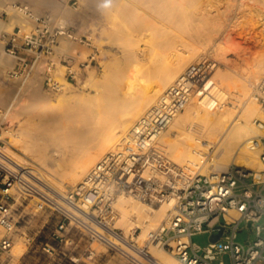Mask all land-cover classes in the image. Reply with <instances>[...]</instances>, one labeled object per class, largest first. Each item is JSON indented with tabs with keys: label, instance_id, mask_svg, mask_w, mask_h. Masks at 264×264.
<instances>
[{
	"label": "built area",
	"instance_id": "1",
	"mask_svg": "<svg viewBox=\"0 0 264 264\" xmlns=\"http://www.w3.org/2000/svg\"><path fill=\"white\" fill-rule=\"evenodd\" d=\"M15 12L24 16L30 28L10 22ZM0 21L8 24H0V53L14 60L11 66L4 67L7 75H28L42 63L43 84L57 88L52 68L58 59V39L75 38L69 25L58 22L48 12L35 14L20 2L10 3V10L1 9ZM59 57L66 65L72 58L63 53ZM215 64L209 55L189 62L85 178L58 192V197L43 184L34 168L23 167L4 153L5 131L0 130V227L4 230L0 235V257L10 250L13 241L15 203L28 197H36L41 202L37 204L39 208L46 204L58 213L52 234L59 243L68 238L72 242L79 233L109 249L118 250L123 242L148 256L145 245L136 242L138 228L124 233L122 228L112 227L118 196L130 194L144 202L169 204L167 216L147 231V245L167 250L184 264H225L223 254L228 255L230 264H264V137H260L262 168L257 176L254 170L237 164L198 172L197 165L179 164L156 145L158 136L192 97L201 105L224 104L211 92L218 88L211 78ZM75 74L67 67L66 78H74ZM254 97L264 107V72ZM217 223L222 230L212 241L210 235ZM242 229L248 230L244 243L236 241ZM203 232L208 233L207 244L201 246L192 241L194 234ZM111 236L118 244L111 241ZM25 240L29 243L31 237L26 236ZM42 248L50 254L56 251L48 243Z\"/></svg>",
	"mask_w": 264,
	"mask_h": 264
},
{
	"label": "bare ground",
	"instance_id": "2",
	"mask_svg": "<svg viewBox=\"0 0 264 264\" xmlns=\"http://www.w3.org/2000/svg\"><path fill=\"white\" fill-rule=\"evenodd\" d=\"M20 1L23 4L28 3V6H30L29 3L37 4L39 2L52 7L55 11L64 6L60 0ZM144 1L148 2V0ZM150 1L148 3L152 4L147 3L144 6L147 8L146 12L143 10L145 14L137 11V8L132 9L124 14L120 27H113L112 24L106 27L104 24L99 29V33L105 32L117 41L122 39L124 42L131 40L139 43L142 40L147 44L150 52H157L160 49L158 53L163 61L161 60L159 63L162 64L155 76L141 70L142 68L137 62L138 57L136 58L134 52L124 54V62L120 65L117 63L119 66H115L118 68L117 70L113 71L112 67L116 65V61H119V59H114L116 60L114 65L110 64L112 67L108 61L106 64L104 63L103 78L99 79V81L101 80L100 83H96L98 86L100 84V89L95 87L96 94L94 93V95L74 94L73 88H71L72 85L68 86L69 83L66 82L68 84L62 86L61 94L57 98L58 110L56 104L50 102V98L41 93L40 84L36 85L32 82L40 77V72L33 75L32 83L27 84L29 86L26 89L29 90L31 100L21 107L20 113L29 118H36L37 122L32 120L29 125V122L26 125L21 123L12 132L15 134L12 139L19 141L23 147H30L31 143L34 145V142L31 141L32 133L38 132L43 141L39 144L36 143L34 151L38 159L43 161L45 165L55 164L52 158H47L52 153L49 152L48 145L58 146V148H52V150H58V170L52 169L51 171L48 169L49 173L58 177V183L52 180L53 177L51 178L37 167H33L35 169L34 173L49 189L53 190L55 188L58 190L57 192H61L63 183L75 185L82 181L98 159L113 148L118 138L132 125L134 120L153 105L157 100L156 98H158L157 96L179 75L182 64L191 60L198 51L206 46L211 48L209 52L222 58L229 53H237L244 59V72L240 73V76L235 73V68L232 69L233 64L228 63L229 70L217 67L211 77L214 78V82L218 86V88H212L211 92L215 94L220 102L229 98L233 104L239 106V113H234L233 110L228 108L217 107L214 102L206 105L198 104L194 96L184 106V109L171 119L156 139V145L162 150H167L174 160L187 161L186 164L197 165L198 172H203L207 166L208 168L204 172H211L225 167L231 161L249 170H254L256 176L262 168V163L258 158V148L260 137H264V113L261 112L260 105L255 101V97L250 96L249 91L250 86L258 83L264 72V28H261L257 34L260 38L258 52L246 49L247 47L244 48L242 42L246 41L247 38L249 39V37L245 36L244 41L236 39L232 35V30L236 31L240 27L247 26L249 32H253L251 29L256 25L255 19L264 27V13L246 12L243 18L240 17L241 19L234 24L230 22L233 21V16L229 14L231 20L227 16V20H224L221 24L201 28L198 32L199 41H197L200 43L201 39L202 44L193 45V42L196 41L194 40L190 42L193 43L190 46V43H186L187 40L183 34L175 32L180 30H177L179 27H175L176 30H174L170 24L173 23L175 26H179L181 20L188 19L194 14L191 12L186 13L182 7L164 8L159 3H153V0V2ZM234 1L229 0L230 3L236 5L241 2L244 4L246 0ZM2 7L10 10V2L3 4L0 1V10ZM236 7L234 6V8ZM233 12L235 13L234 10ZM82 13L79 9L65 6V18L70 20L81 19L83 17ZM220 17L222 16L217 15V18L220 19ZM10 20L11 23H17L21 27L23 24L26 25L24 16L17 12L10 16ZM0 24L8 26L5 21H0ZM138 25H141L142 30H148L146 36L144 33L141 35L134 34L140 28H137ZM226 28H229L230 31H226ZM180 42L183 46L189 44L190 49L188 51H190L188 55H180L177 51L176 47ZM70 43L67 40H62L65 47L70 46ZM160 46L163 48L162 50L159 48ZM13 63V59L0 53V74L8 78L4 67L11 66ZM115 67L113 68L116 69ZM235 67L239 66L235 65ZM129 69H131L130 73ZM15 80H18V78ZM223 88H227L229 92L227 93ZM73 96L79 100L82 99L77 101L80 102L79 106L70 100ZM2 118H4V114L0 110V120ZM172 130L176 131L173 132V135H171ZM202 136L208 138L209 143H204L206 139L203 140ZM216 144L221 149V156L218 160L211 157L212 154L208 156L207 152L208 147H214ZM3 151L16 163L23 167H31L23 162L24 158L12 150L3 148ZM205 153L206 155H204ZM71 154L73 158L69 159L68 157L67 159V156ZM114 208L116 216L112 227L123 228L125 233L139 227L141 230L135 237L136 242L147 244V231L154 229L167 216L169 204L144 202L130 194H122L118 196ZM110 239L114 243L118 244L119 242L113 236ZM14 248L15 245L12 247L13 252ZM117 249L133 257V261L137 264H184L167 250L150 244L148 245V256L138 253L123 242L118 245Z\"/></svg>",
	"mask_w": 264,
	"mask_h": 264
},
{
	"label": "rangeland",
	"instance_id": "3",
	"mask_svg": "<svg viewBox=\"0 0 264 264\" xmlns=\"http://www.w3.org/2000/svg\"><path fill=\"white\" fill-rule=\"evenodd\" d=\"M0 1H2L3 4H7L8 2L22 3V1L20 0H0ZM60 1L64 4V6L58 8V10L56 11L52 7L46 6L48 8H44L45 10L44 12H48L49 14H51L54 18L58 20V22L69 25L72 35L75 38H67L62 36L58 39V46H57L58 59H55V66L52 68L53 77L58 82L57 88L50 89L43 84L45 70H44V65L42 63H39L28 75L25 76H15V77L8 76L7 78L4 77L2 74H0V110L4 114V118L0 120V130L5 131L3 132V135L5 136L4 148L12 150L20 157L24 158L23 162L24 163L26 162L25 164L27 166H31L32 168L37 167L41 172L47 174V176H50L51 178L53 177L54 179L52 178V180L54 182L56 181V183H58V177H56L52 173H49V170L51 171L52 169L58 170V150H52V148H58V146L48 145V150L49 152L52 153H50V155L47 156V158L50 159L52 158L55 164L45 165L43 164V161L38 159V156L34 151V149H36L35 148V146L37 145L36 143L39 144V142L43 141L40 137V134H38V132L32 133L33 135L31 136L32 137L31 141L34 142V145L33 143H31L32 146L30 145V147H23L21 146V143L19 141L12 139V136L15 135L12 132L16 130L21 123L23 125H26V123L29 122L28 123L29 125L32 120H35L37 122L36 118L34 117L29 118L26 115L20 113L21 107L24 104L30 102L31 100V97L29 95V90L26 89V87L29 86V85L27 86V84L31 82L33 75L36 74L37 72H40V77L32 82L33 84L36 85L40 84L41 93L45 96L47 95L51 100L49 101L55 103L56 109L58 110L57 98L61 94V89L63 85L65 86L68 83H69L68 86L72 85L71 88H73L72 90L74 91V94H80L84 96H86V94L87 96L94 95L95 87L98 88L100 87V84L98 86V84L96 83L101 82V80L99 81V79L103 78L102 74L104 71V63L106 64L107 61L109 62V65L110 64L114 65V62L116 61L114 59L115 58L117 60L119 59V61H116V65H114L113 67L119 66L120 64H122V62H124V57L127 53L130 54L131 52H134L136 54V58L138 57L137 62L141 66L142 68L141 70L148 74L150 73L152 75L154 74V76L159 72L160 66L162 64V63L159 64L162 60V58L160 59L159 57L160 54L158 53L160 52V49H158L157 52H150L147 44L144 43V41L142 40L139 41V43L133 42L131 40L129 41L127 40V42H124L122 39L117 41L109 37L105 32L99 33L100 32L99 29H101V27L104 26V24L106 27L110 26V24H112L113 27L116 26V28L120 27L119 25H121L124 14H126L128 11L132 9L137 8L136 9L137 11H139L142 14H145L147 8L144 6L147 5V3L150 0H148L147 3L144 0H141V2L140 0H60ZM153 1L151 0L150 2L159 3L161 7L164 8L182 7L186 13L191 12L194 14L192 17L188 19L181 20L179 22V26H175V24L173 23L170 24L171 28L172 29L174 28V30H176V28L179 27L177 28V30L178 29L180 30L175 32H177L178 34L181 33V35L183 34V36L186 37L185 38L187 40L186 43H190L196 40L193 42L194 44L190 43V46L192 44L193 45L195 44L200 45V43L202 44L201 39H200V43L198 42L199 41L198 32L200 31L201 28H205V27L208 28L218 23L221 24L222 22H224V20L225 21L227 20L226 18L227 16L228 19L231 20V18H229V14L233 16L232 17L233 21L230 22L234 24L237 20L243 18L244 13L246 12L253 11V12H257V14L264 13L263 0H254V1L246 0L244 4L243 2H241L240 4L237 3L238 7H236L237 6L236 4L230 3L229 0H202L200 2L199 0H188V1L187 0H153ZM236 1L237 0H235L234 2ZM148 4H152V3H148ZM29 5H33L37 7V6H42L43 4L37 2V4L29 3ZM33 6H29V7L34 11L35 14L44 13L42 11L40 12L36 10V8H34ZM65 6L79 9L81 12H83L82 13L83 17L81 19H74V20L65 18ZM234 6L236 8H234ZM2 9H7V8L2 7ZM233 10L235 11V13L233 12ZM217 15H220L223 18L224 17L225 18L223 19L222 17H220L221 19L220 20L219 18H217ZM255 23L256 25L254 26L253 29H251V31L253 32H249L250 31L249 27L243 26L237 29L236 31L232 30V35L236 39H242V40L243 38L246 39L245 36L249 37V39L247 38L246 41L243 40L244 42H242V45L244 46V48L247 47L246 49H250V50H254L255 52H258L260 48V38L259 35L257 34L258 31L264 27L257 19H255ZM25 26L27 28H30V25L28 23H26ZM140 26L141 25H138L137 28H139ZM137 30L134 33L135 35L137 34L141 35L142 33H144L146 36L148 34V30H144V29L142 30L141 27ZM225 30L230 31L229 28H226ZM62 40L65 41L67 40L71 42L70 46L68 47L63 46ZM164 44L165 41L162 44V47ZM178 45H177L178 48L176 47V49L180 53V55L189 54L190 51V50L188 51V49H190V46H188L189 44L183 46L180 42L178 43ZM162 47L160 46L159 48H161L162 50L164 48ZM207 47L209 46H206L202 48V50L198 51L196 55H194V57L188 62H184V64H182L180 72L189 62L199 58L202 55H209L215 60L216 64L214 69L218 67L221 69L223 68V70L224 69L227 70L228 69L227 66L229 63L231 65L233 64L232 69L235 68L236 71L235 70L233 71H235L237 75L240 76L241 75L240 73L244 72L243 70V67H245L244 65L245 63L243 61L244 59L243 57L239 56V54L229 53L227 55H224V57L222 58L221 56H217L214 55L212 52H209L211 48H207ZM62 53L72 57L70 60L67 61L68 65H66V62L59 60L60 59L59 55ZM111 61L113 64L111 63ZM235 65L239 67H235ZM67 67H70L72 70L75 71L76 74L74 78H66L65 73L67 71ZM113 67H112L113 71L118 69L117 67H115L116 69H114ZM130 72L131 69H129V73ZM16 78H18V80H15ZM256 85L257 83L250 86L249 93L251 97L255 96ZM223 89L227 93L229 92L227 88H223ZM70 100H72L73 103L75 102L76 105L79 106L80 102L77 101H81L82 99L79 100L73 96L72 98H70ZM255 101L260 105L261 112L264 113V107L259 103L258 100ZM196 102L198 103L197 99ZM223 102H224L223 105L215 104V106L228 108L229 110H233L234 113H239L238 111L239 106H237V104L236 105L233 104L229 98H226ZM239 120L241 121V118ZM198 131L201 132L200 130ZM173 132L175 133L176 131L172 130L171 135H173ZM203 140L204 142L209 143L207 141L208 138H206L205 136L203 137ZM259 149H260V145L258 148V158L260 153ZM163 151L167 155L169 154L167 150L163 149ZM207 152L209 154L208 156L212 154L211 157L216 158L217 160L221 156L220 153L221 149L220 147H218L217 144L214 147L211 148L208 147ZM168 156L172 159L170 154ZM68 157L69 159H72L73 155L72 154L68 155L67 159ZM172 160L176 161L179 164L188 163L187 161H178L174 159ZM230 164H235V163L231 161L228 164H226V166ZM207 168L208 166L206 167V170ZM73 185L74 184L63 183L61 192L65 191L66 189L70 188ZM49 190L53 194V196L58 197L57 189L53 188L54 190L53 191L50 188ZM38 203L41 202L36 197H28L25 199L18 200L15 203L16 206L15 214L17 217V222H16L15 230L12 233L13 241L10 250L4 253L0 257V264H58V257L61 258L60 264H136L133 261V259L127 254L119 250L109 249L106 247L104 243L100 241L87 240L85 236H81L79 233H77L74 236L72 242L68 238L66 239V242L61 241L59 243L58 238H56L52 234L58 223V219H59L58 213L55 210H52L46 204H44L41 208H39L37 206ZM137 228L138 229L135 233V237L136 234H138L141 230V228L139 227ZM3 233L4 230L0 227V235H2ZM69 234H67L66 236H68ZM26 236L31 237V241L29 243H27L25 240ZM247 236H248V230L242 229L237 233L236 241L240 243H244ZM192 241L203 246L208 242V233L203 232V233L194 234L192 236ZM45 243L52 244L56 248V251L52 254L45 252L42 248ZM14 245L15 248L13 252L12 247ZM139 245H145V249L148 251V245L145 242H142ZM59 250H63L64 253L59 252ZM72 259H74L75 261H73ZM222 259L224 260L225 264H230L229 257L227 254H223Z\"/></svg>",
	"mask_w": 264,
	"mask_h": 264
},
{
	"label": "water",
	"instance_id": "4",
	"mask_svg": "<svg viewBox=\"0 0 264 264\" xmlns=\"http://www.w3.org/2000/svg\"><path fill=\"white\" fill-rule=\"evenodd\" d=\"M215 229L212 230L211 235H210V240L214 241L218 238V236L221 233L222 227L219 226V224L217 223L215 226Z\"/></svg>",
	"mask_w": 264,
	"mask_h": 264
},
{
	"label": "crops",
	"instance_id": "5",
	"mask_svg": "<svg viewBox=\"0 0 264 264\" xmlns=\"http://www.w3.org/2000/svg\"><path fill=\"white\" fill-rule=\"evenodd\" d=\"M30 6H33V5H30ZM47 5L46 4H43L42 6H33L34 8H36V10H38V11H42V12H44L45 10H44V8H48V7H46ZM64 248V247H63ZM59 252H62V253H64V251L63 250H59ZM60 260H61V258L60 257H58V264H60Z\"/></svg>",
	"mask_w": 264,
	"mask_h": 264
}]
</instances>
